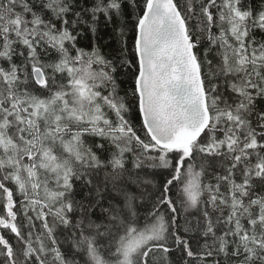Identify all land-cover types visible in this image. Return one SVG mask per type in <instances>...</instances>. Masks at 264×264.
<instances>
[{"label":"snow or ice","instance_id":"1","mask_svg":"<svg viewBox=\"0 0 264 264\" xmlns=\"http://www.w3.org/2000/svg\"><path fill=\"white\" fill-rule=\"evenodd\" d=\"M0 264H264V0H0Z\"/></svg>","mask_w":264,"mask_h":264}]
</instances>
